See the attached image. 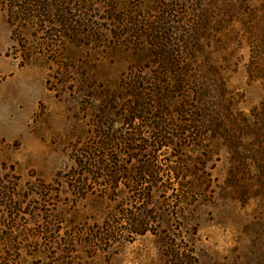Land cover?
I'll list each match as a JSON object with an SVG mask.
<instances>
[{
	"label": "rangeland",
	"instance_id": "obj_1",
	"mask_svg": "<svg viewBox=\"0 0 264 264\" xmlns=\"http://www.w3.org/2000/svg\"><path fill=\"white\" fill-rule=\"evenodd\" d=\"M0 264H264V0H0Z\"/></svg>",
	"mask_w": 264,
	"mask_h": 264
}]
</instances>
